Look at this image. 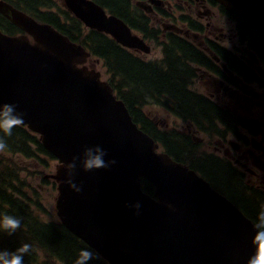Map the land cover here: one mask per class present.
<instances>
[{
    "label": "water",
    "instance_id": "1",
    "mask_svg": "<svg viewBox=\"0 0 264 264\" xmlns=\"http://www.w3.org/2000/svg\"><path fill=\"white\" fill-rule=\"evenodd\" d=\"M214 1L222 3L228 14L251 23L247 16L255 18L258 7L264 8V0ZM64 3L86 27L110 34L123 46L149 52L143 39L132 34L120 18L106 16L98 4L90 0ZM10 16L39 36L28 56L18 52L5 69H0V101L15 104L29 125L45 112L62 108L56 118L40 122L38 130L42 144L64 163L57 179H65L71 171L78 175L76 188H82L58 197L64 223L110 264H246L255 248L251 243L256 234L253 228L219 233L224 223L230 227L225 210L210 219L200 205L203 193L210 192L207 185L167 154L156 152L158 145L138 129L112 87L100 79L99 72L84 65L89 52L60 37L49 24L26 22L11 10ZM253 62H257L254 56ZM241 83L240 91L231 95L249 107L253 104V84ZM214 85L223 87L221 81ZM96 145L106 150V162L114 159L116 163L107 169L85 171L81 167L84 148ZM72 163L75 169L67 167ZM145 182L152 193L143 191ZM173 251L176 258L170 253Z\"/></svg>",
    "mask_w": 264,
    "mask_h": 264
},
{
    "label": "trees",
    "instance_id": "2",
    "mask_svg": "<svg viewBox=\"0 0 264 264\" xmlns=\"http://www.w3.org/2000/svg\"><path fill=\"white\" fill-rule=\"evenodd\" d=\"M24 4L44 8L45 11L37 10L39 20L48 22L58 30L65 33L73 41L82 43L93 56L99 57L106 67V73L110 76L106 79L116 94L121 98L134 116V121L145 124L152 134L160 138L166 152L177 159L187 160L194 169L201 172L212 185L226 194L243 211L252 218L257 215L259 221L264 222V209L259 202L242 190L238 181L237 173L230 167L225 159H219L214 154L205 152L207 144L195 143L191 135L174 136L172 133H161L153 126L142 109L146 105L160 101L161 96L166 97L162 106L169 107L173 114L182 113V117L190 121L193 126L200 127L207 123L209 128L215 127L216 119L219 117L220 109L212 102L201 95H197L190 90L191 82L188 74L182 70L185 66L181 60L184 57H175L176 52L172 49L165 51L166 59L170 66L167 70H159L152 62H144L138 57H133L123 51L113 41L102 33L96 31L83 32L78 21L76 26H70L61 19V14L65 13L52 0H21ZM99 4L109 8L112 12L123 17L127 10L126 0H96ZM55 8V9H54ZM240 32L249 35L251 48L258 57L264 61V28L251 22L240 23ZM181 52H178L180 54ZM259 60V59H258ZM158 104V103H157ZM151 110V109H150ZM168 119V117H167ZM189 124V125H190ZM5 139V152L10 155H18L31 160L39 158L40 155H49L43 148L39 139L33 136L25 127H17L9 136L0 131V139ZM32 144H35L32 147ZM228 147V142H224ZM201 146V149H200ZM1 166L10 175L11 171L8 159L1 161ZM23 170V169H21ZM18 174V173H17ZM13 175L10 182L16 176ZM7 198L5 191L0 185V199ZM7 203H10L8 200ZM11 205V204H10ZM19 207L22 214L19 216L21 227L15 233L16 238L26 242L31 246L26 253V262L29 264L34 260L35 252L33 246H39L48 255L64 264H75L79 252L82 249H89L83 242L72 236L63 226L57 222H43L30 207V201L21 200ZM1 207V206H0ZM12 216H16V209L11 207ZM264 227V223L262 224ZM0 230V237L3 235ZM16 247H20V242L16 240ZM92 251V250H91ZM93 258L86 261V264H105L94 251ZM51 261L38 258L36 264H54ZM58 264V262H56Z\"/></svg>",
    "mask_w": 264,
    "mask_h": 264
},
{
    "label": "flooded vegetation",
    "instance_id": "3",
    "mask_svg": "<svg viewBox=\"0 0 264 264\" xmlns=\"http://www.w3.org/2000/svg\"><path fill=\"white\" fill-rule=\"evenodd\" d=\"M25 5L24 11L29 15H37L38 3L35 6ZM127 10L122 19L129 29L150 44V53L145 54L129 48H122L133 57L143 60L150 59L154 67L159 70H167L170 66L166 59L165 51L172 49L176 52L175 57H184L182 62L184 73L194 85L204 81L208 90L203 94L214 104L220 102L222 97L213 84L221 78V71L227 66L245 65L251 70V77L248 82L253 84V94L258 88L257 82H253V58H248L243 54V47L238 42L240 37L238 28L240 21L234 16L225 13L223 7L213 0H126ZM63 4V0H61ZM0 16L6 18V11L0 10ZM120 16V15H119ZM221 20L216 21L217 17ZM32 41V37L28 36ZM116 45L117 43L111 39ZM178 52H181L178 54ZM152 57V58H151ZM89 66L96 68L99 60L94 64L89 60ZM239 69L238 66H235ZM240 73V71H238ZM224 76V75H223ZM227 78L226 76H224ZM160 100L162 98L160 97ZM260 107L253 105V112H259ZM145 113L150 114L146 109ZM162 108L153 117L156 125L163 126L159 113H165ZM181 130H185L191 136L200 130L194 129L187 122H176ZM168 126H173L169 125ZM219 140L234 139L241 146H247L242 139H239L232 126L223 122L220 132L214 133ZM256 137L264 146L262 134ZM242 149V147H241Z\"/></svg>",
    "mask_w": 264,
    "mask_h": 264
},
{
    "label": "clouds",
    "instance_id": "4",
    "mask_svg": "<svg viewBox=\"0 0 264 264\" xmlns=\"http://www.w3.org/2000/svg\"><path fill=\"white\" fill-rule=\"evenodd\" d=\"M15 104L0 103V131L11 136L14 128L20 127L24 124L23 113L16 111ZM6 145L3 140H0V152H3ZM107 156L106 150L100 145L94 147H85L83 151V159L81 167L85 171H93L98 169H107L110 165L115 164L116 161L110 160L105 161L104 157ZM77 159L74 157V160ZM69 169H75V163L69 164L67 166ZM69 179L62 181V183H67L70 188H75L76 191H82V188H76L74 181L71 179L73 173L70 171L68 173ZM136 208L140 207V204L135 205ZM6 230L11 232L16 231L21 227V222L19 219L4 215L2 224ZM254 227H258L254 225ZM251 243L255 246L254 253L247 260L246 264H264V230L257 231V233L252 237ZM31 246L27 243L23 244L15 253H3L0 254V264H23V257L21 254L27 253ZM94 253L91 250L82 249L79 252L78 259L75 264H86L93 258Z\"/></svg>",
    "mask_w": 264,
    "mask_h": 264
},
{
    "label": "rangeland",
    "instance_id": "5",
    "mask_svg": "<svg viewBox=\"0 0 264 264\" xmlns=\"http://www.w3.org/2000/svg\"><path fill=\"white\" fill-rule=\"evenodd\" d=\"M107 12H109L108 9H106ZM63 18L67 20V23L69 25H74V21L71 17L69 16H63ZM216 21L221 20V17H217L215 19ZM255 23L257 24V26H259L258 24H261L264 26V15H258L255 18ZM102 65V60H99V63L97 64V69H99L101 72L104 71L103 68L101 67ZM261 69V68H260ZM261 71L264 73V71L261 69ZM108 77V74L104 75L102 72V78L106 79ZM196 89L200 92L205 93L208 90L207 85L204 83V81H200L199 83L195 84ZM256 93L260 91L259 87L257 89H255ZM171 123H174L172 121H170ZM164 127L167 128V123L164 121ZM170 130L172 132H179V129L175 128V127H170ZM215 145L219 146L218 150H213L212 149V145H210V147L207 148L208 152H214L216 154L219 155H226L224 153H221L222 151V146H221V142H213ZM254 157V156H253ZM22 164V163H21ZM24 165H26L27 167L30 168L31 171H33V174L31 175V182L33 185H36V182L38 181L39 176L43 175H47L48 172H50L52 169H54L55 163L53 161H51L49 158L44 157L42 161H33V162H29V161H25L23 162ZM22 164V165H23ZM42 191H43V195L41 196V200L40 203L41 205L46 209L49 210L51 213H53V210H55V198H54V190H53V186L51 184V179H47V183H45L42 187ZM39 213L41 215V217L43 218V220H47L49 218L48 214L44 211L39 209ZM38 257H43L41 254L38 255ZM48 261H52L51 259Z\"/></svg>",
    "mask_w": 264,
    "mask_h": 264
},
{
    "label": "bare ground",
    "instance_id": "6",
    "mask_svg": "<svg viewBox=\"0 0 264 264\" xmlns=\"http://www.w3.org/2000/svg\"><path fill=\"white\" fill-rule=\"evenodd\" d=\"M233 147H234V148H236V147H237V145H236V144H234V145H233ZM253 164H254V166H256V165H257V160H256V159H255V160H253ZM249 227H250V225H249Z\"/></svg>",
    "mask_w": 264,
    "mask_h": 264
}]
</instances>
